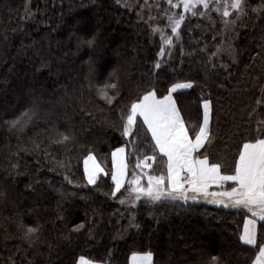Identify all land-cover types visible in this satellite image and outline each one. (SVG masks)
<instances>
[{
	"label": "trees",
	"instance_id": "trees-1",
	"mask_svg": "<svg viewBox=\"0 0 264 264\" xmlns=\"http://www.w3.org/2000/svg\"><path fill=\"white\" fill-rule=\"evenodd\" d=\"M247 3V15L228 34H219L208 18L186 14L181 40L158 57L162 40L152 27L171 35L168 4L0 0V264H74L80 255L100 264H129L133 251H152L154 264H252L256 247L238 238L242 213L202 200L141 201L126 208L107 195L110 179L101 181L102 191L86 186L82 157L87 147L76 146H91L110 169L111 147L125 143L113 127L117 109L151 84L164 94L171 83L190 79L194 86L178 90L174 98L193 121L201 119L202 99L211 101L213 140L202 152L212 159L234 156V145L255 136L257 122L264 120V14L249 12ZM221 37L235 39L237 55L235 62L224 53L213 57V69L208 61ZM93 38L91 47L77 43ZM113 83L119 95L108 105L97 89ZM252 108L256 112L250 117ZM26 110L34 115L23 131L9 130L4 122ZM58 131L74 135L75 145L50 143ZM140 146L151 154L146 144ZM53 159L70 164V172ZM130 160L129 172L135 152ZM79 224L84 227L73 232ZM36 225L40 228L29 247L23 232Z\"/></svg>",
	"mask_w": 264,
	"mask_h": 264
},
{
	"label": "snow or ice",
	"instance_id": "snow-or-ice-1",
	"mask_svg": "<svg viewBox=\"0 0 264 264\" xmlns=\"http://www.w3.org/2000/svg\"><path fill=\"white\" fill-rule=\"evenodd\" d=\"M119 2V0H118ZM170 8L182 7V11L167 15L168 27L171 35H165L162 29L152 27V32H159L162 45L158 57H163L165 51L171 52L174 41H180V30L185 21V15L208 16L207 11H215L221 17L222 32L234 31L235 25L241 17L246 16L247 0H167ZM264 14V2L260 6ZM257 9L253 8V12ZM31 16V12H28ZM211 19V16H208ZM264 40V35L261 36ZM78 45H94L93 39H78ZM225 41L221 39L215 52H212L208 63L215 68V60L220 53L228 55L235 62L236 50L231 43L227 48L222 47ZM165 45L169 46L165 48ZM260 55L264 57V44L260 45ZM183 54V48L181 49ZM221 67H226L221 65ZM161 68V62L155 63V69ZM192 80H177L167 87L164 94H160L156 85L151 84L148 90L141 89V94L133 98L126 105L117 109V120L113 127L120 132L125 143L111 147L110 169L100 160L91 146L76 145L81 150L87 147V154L82 157V179L86 186H94L97 190H103L101 181L107 183L110 179V198H118L121 205L137 202L147 204H165L200 200L209 204L223 206L225 209H233L243 214V224L239 231V241L248 246H258L259 250L252 264H264V120L257 122L256 135L242 137L234 145L235 155L229 158L212 159L202 149L213 140L210 125L211 101L202 99V119L195 121L185 118L181 108L178 107L174 93L178 90L190 89L194 86ZM112 89L110 94L107 89ZM264 92V85L261 86ZM97 95L108 105H112L119 95L118 85L106 84L97 89ZM262 103L257 98L256 104ZM256 108L248 113L251 117ZM32 115L27 110L20 116L7 120L9 130L23 131L31 121ZM150 137V142L148 141ZM76 143L74 135L66 132H57L56 137L50 143L67 145ZM147 145L151 154H145V148L140 143ZM129 146L132 151H129ZM36 149H39L37 144ZM135 152L136 162L131 166L130 156ZM38 154V153H37ZM47 158L49 153L45 151ZM39 163V160L37 161ZM53 163L59 168L70 172V164L63 160L53 159ZM13 169L17 165H11ZM54 169H49L53 171ZM151 170V171H149ZM64 180L69 184L73 180L65 174ZM30 186V185H29ZM119 194V196H118ZM23 227V225H20ZM83 224L75 225L73 232H80ZM40 226H27L23 232V239L32 246ZM19 250V249H18ZM216 261L215 256L212 257ZM74 264H100L80 255L75 258ZM129 264H154L152 251H133L129 257Z\"/></svg>",
	"mask_w": 264,
	"mask_h": 264
},
{
	"label": "rangeland",
	"instance_id": "rangeland-1",
	"mask_svg": "<svg viewBox=\"0 0 264 264\" xmlns=\"http://www.w3.org/2000/svg\"><path fill=\"white\" fill-rule=\"evenodd\" d=\"M154 1H157V2H162L164 4H168L167 0H154ZM173 3H176L177 0H172ZM262 2H264V0H255V4L249 0V12L251 10H253V8H256L258 11H261L260 9V6L262 4ZM169 5V4H168ZM178 11V12H176ZM180 11H182V7H178L176 9H172L171 8V13H179ZM201 11H207L208 12V16H211V19L208 18V16H205L204 18H208V20L210 21V23L212 24L213 26V29H218V33L220 34H223V32L221 31L222 28H223V25L221 23V17L220 15H218L215 11H208V10H204V9H201ZM187 15H190V14H187ZM242 19L243 17L240 18V20L237 21L236 25H235V30L239 27V25L241 24L242 22ZM232 31H229V33H231ZM225 33L228 34V31H226ZM226 35V34H225ZM224 35V36H225ZM237 35V34H236ZM237 37V36H236ZM220 39H223L225 41V43L223 45H221L222 47L224 48H227L228 47V44L231 43L232 47L234 48V40H231V41H226V38L224 37H221ZM221 42V41H220ZM220 45V44H219ZM150 171V170H149ZM126 205V208L128 207H131L132 205L131 204H124Z\"/></svg>",
	"mask_w": 264,
	"mask_h": 264
},
{
	"label": "crops",
	"instance_id": "crops-1",
	"mask_svg": "<svg viewBox=\"0 0 264 264\" xmlns=\"http://www.w3.org/2000/svg\"><path fill=\"white\" fill-rule=\"evenodd\" d=\"M201 112H202V114H201V119H202V115H203V108H202V105H201ZM110 165H111V161H110ZM203 201V200H202ZM242 224H243V222H242ZM241 228H242V225H241ZM241 230V229H240ZM252 247H254V246H252ZM256 247V251H255V255H254V257H253V260L255 259V257H256V253L258 252V250H259V248H258V246H255ZM131 256V255H130ZM253 260H252V262H253Z\"/></svg>",
	"mask_w": 264,
	"mask_h": 264
}]
</instances>
